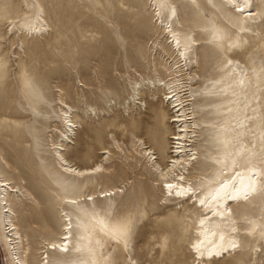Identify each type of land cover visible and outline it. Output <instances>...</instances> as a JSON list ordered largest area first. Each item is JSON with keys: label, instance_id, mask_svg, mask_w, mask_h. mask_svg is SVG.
<instances>
[{"label": "rangeland", "instance_id": "obj_1", "mask_svg": "<svg viewBox=\"0 0 264 264\" xmlns=\"http://www.w3.org/2000/svg\"><path fill=\"white\" fill-rule=\"evenodd\" d=\"M39 1L50 34L31 38L16 28L13 33L8 22L22 17L24 0H0V171L31 194L22 201L12 195L30 243L27 264H41L44 243L59 237L63 209L74 221L73 243L81 238V210L65 206L60 197L101 188H113L115 194L82 209L126 244L135 264H198L188 250L198 209L165 197L163 179L139 150L142 138L165 166L176 130L164 88L150 87L159 78L169 80L161 65L170 57L168 39L156 26L154 8L148 0ZM172 1L179 12L177 27L199 44L184 75L186 96L193 94L201 126L193 143L199 159L190 172L210 179L218 172V134L231 116L227 101H234V93L226 84L228 66L206 40V20L187 0ZM241 73L248 76L244 68ZM137 82L141 99L134 101ZM61 96L78 124L77 136L65 143V155L81 166L99 162L104 172L79 179L55 162L52 143L57 129H63ZM105 149L110 153L103 154ZM259 205L262 201L249 215H259ZM241 239L236 255L205 264H264V251L253 250L252 239ZM1 242L0 264H10ZM47 254L50 264L75 260L70 255L61 260L55 250Z\"/></svg>", "mask_w": 264, "mask_h": 264}, {"label": "bare ground", "instance_id": "obj_2", "mask_svg": "<svg viewBox=\"0 0 264 264\" xmlns=\"http://www.w3.org/2000/svg\"><path fill=\"white\" fill-rule=\"evenodd\" d=\"M154 8L156 26L167 37L170 55L164 59L162 68L169 73V80L159 78L150 87L165 90L164 102L174 115L170 123L176 128L171 135L168 162L162 166L156 153L141 141L140 153L150 158L159 177L163 179L165 197L186 202L198 209L193 239L188 250L194 262L201 264L225 259L241 251L242 239H252L253 250L264 251V0H187L199 17L204 18L206 40L217 51L225 66H228V84L234 93L230 102L231 116L223 122L218 134L220 154L215 158L218 172L205 179V173H192L198 162L193 143L201 132L192 108L193 94L184 81L198 39L183 32L178 26L179 12L172 0H148ZM240 9H243L241 11ZM14 33L16 28L31 38L50 34V24L39 0H24L22 17L9 19ZM158 28V29H159ZM172 58V62L170 59ZM248 72L245 77L241 73ZM134 101L141 99L142 85L133 87ZM61 123L57 140L53 141V156L60 169L79 179L105 171L101 163L81 166L67 158L65 143L77 136L78 124L73 108L61 96ZM160 108L161 116L165 117ZM155 118L160 117L156 111ZM252 119V121H251ZM250 140V141H248ZM103 154L110 153L102 150ZM154 159V160H153ZM171 185V187H169ZM115 194L113 188L75 196L60 197L62 204L81 210L80 239L73 243L74 221L63 209V228L57 239L44 243L41 264H50L49 250H55L59 259L67 255L75 258L67 264H135L126 244L93 220L82 208L85 203L95 202ZM12 195L22 201L31 198L23 183L6 177L0 171V238L10 264H27L30 243L27 234L19 226ZM261 213L249 215L258 202ZM235 210L243 212L241 216ZM249 215V216H248ZM262 215V216H260ZM247 216V217H246ZM246 225V226H245ZM179 231V228H177Z\"/></svg>", "mask_w": 264, "mask_h": 264}, {"label": "snow or ice", "instance_id": "obj_3", "mask_svg": "<svg viewBox=\"0 0 264 264\" xmlns=\"http://www.w3.org/2000/svg\"><path fill=\"white\" fill-rule=\"evenodd\" d=\"M241 11H243V9H240ZM169 187H171V185H169Z\"/></svg>", "mask_w": 264, "mask_h": 264}]
</instances>
